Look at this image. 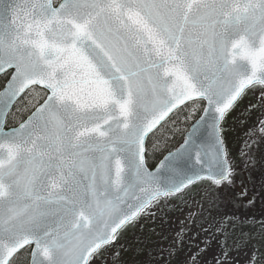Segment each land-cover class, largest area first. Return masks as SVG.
I'll list each match as a JSON object with an SVG mask.
<instances>
[{"label": "water", "instance_id": "obj_1", "mask_svg": "<svg viewBox=\"0 0 264 264\" xmlns=\"http://www.w3.org/2000/svg\"><path fill=\"white\" fill-rule=\"evenodd\" d=\"M0 264H87L154 199L229 178L219 127L264 86V0H0ZM38 87L20 124L10 112ZM204 109L154 167L148 138Z\"/></svg>", "mask_w": 264, "mask_h": 264}, {"label": "rangeland", "instance_id": "obj_2", "mask_svg": "<svg viewBox=\"0 0 264 264\" xmlns=\"http://www.w3.org/2000/svg\"><path fill=\"white\" fill-rule=\"evenodd\" d=\"M46 95L39 88L29 90L9 120L21 123ZM203 109V101L186 105L148 139L149 168L177 149ZM219 132L229 179L200 180L156 198L87 264H264L263 85L246 91ZM29 256L25 250L11 264H29Z\"/></svg>", "mask_w": 264, "mask_h": 264}, {"label": "trees", "instance_id": "obj_3", "mask_svg": "<svg viewBox=\"0 0 264 264\" xmlns=\"http://www.w3.org/2000/svg\"><path fill=\"white\" fill-rule=\"evenodd\" d=\"M8 76L9 74H6L0 78V89L4 86V82L8 79ZM6 126H13V123L9 120V118L7 119ZM243 181H246V178H244ZM236 199H239V197H236Z\"/></svg>", "mask_w": 264, "mask_h": 264}]
</instances>
